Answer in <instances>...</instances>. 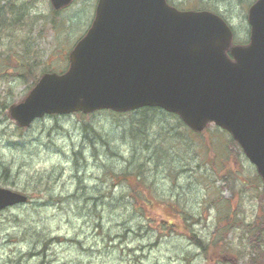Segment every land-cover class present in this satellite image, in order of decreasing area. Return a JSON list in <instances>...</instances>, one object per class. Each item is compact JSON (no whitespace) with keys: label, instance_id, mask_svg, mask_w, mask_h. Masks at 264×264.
<instances>
[{"label":"rangeland","instance_id":"rangeland-1","mask_svg":"<svg viewBox=\"0 0 264 264\" xmlns=\"http://www.w3.org/2000/svg\"><path fill=\"white\" fill-rule=\"evenodd\" d=\"M22 1L36 13L32 22L26 19L24 29L18 25L13 34L0 27V186L28 199L0 210V264H37L40 258L46 264H246L251 230L259 229L255 235L264 238V186L229 137L222 138L226 145L215 141L224 152L208 151L210 132L225 135L212 124L173 146V131L163 126L174 123L169 118L145 130L133 124V133L127 114L107 111L83 118L44 115L26 128L9 117L7 106L32 83L23 69L29 66L37 75L43 68H64L96 0H73L57 12L49 0ZM169 1L202 8L199 0ZM252 1L200 3L220 13L241 41L248 35L246 10ZM20 50L23 68L17 72L10 58ZM144 138L153 148L143 147ZM162 141L165 146L158 145ZM123 167L145 169L152 185L151 205L142 214L126 195L132 176L118 181L114 175ZM48 190L54 200L44 199Z\"/></svg>","mask_w":264,"mask_h":264},{"label":"water","instance_id":"water-1","mask_svg":"<svg viewBox=\"0 0 264 264\" xmlns=\"http://www.w3.org/2000/svg\"><path fill=\"white\" fill-rule=\"evenodd\" d=\"M70 1L50 3L58 9ZM247 23L248 42L232 44L230 27L209 10L97 0L68 68L43 73L8 113L26 127L46 113L158 106L195 131L210 122L226 129L264 182V0L248 7ZM26 200L0 186V209Z\"/></svg>","mask_w":264,"mask_h":264},{"label":"trees","instance_id":"trees-1","mask_svg":"<svg viewBox=\"0 0 264 264\" xmlns=\"http://www.w3.org/2000/svg\"><path fill=\"white\" fill-rule=\"evenodd\" d=\"M198 4H200L202 8H206V4L204 2L200 3V0H199ZM175 6H177L178 8H181L180 7L181 5L175 4ZM30 7L31 6H27V4L22 0L21 1H19V0H0V27L3 30L7 31L9 34H13L18 25H21V28L24 29L25 20L28 19L29 22L31 23L33 16H35V14H36L35 12H31ZM189 8H195V6L193 5V6H190ZM52 10H53V12L58 11V10H55L53 8H52ZM31 26L32 25H30L29 28H31ZM246 41H247V38L244 40H241V42H246ZM17 44L20 46V44H22V43L19 40V43H17ZM19 53L21 55L17 56L16 59L10 58V67L17 72H19L23 68V56L24 55L22 54L21 50ZM45 70H57V69L43 68L37 75H34V74H32L31 67L28 66V67H25L23 69L22 75H25V76L32 75L33 76L32 83H31V85H32L36 81L38 76ZM101 111H107L110 114H116V115L127 114L129 119H130L131 125H132V128L128 129V131H130L132 129L133 133H135V129L133 128V124H135L136 126H140V128L142 130L143 129L145 130L148 127L152 128V127L158 125V123H162L163 121H166V119L169 118L170 120H173L174 123L169 124L168 126H165V125H163V126H164V128L171 129L173 131V137L169 139L170 142L172 139H174L175 142H174L173 146H177V145L179 146L185 140H190V139L198 136L197 133H193L187 126L184 125V123L181 121V119L179 118L178 115L171 113V112H167V111L162 110L158 107H141L136 111H128V112H124V113H118V112H114L111 110H98L96 112H101ZM93 113H95V112H93ZM93 113H90V114H93ZM76 114L80 118H83L82 117L83 115H87V114H83L80 112H76ZM89 126L91 127L90 124H89ZM215 128L218 131H220V129L218 127H215ZM152 134H153V132H152ZM154 135H156L155 132H154ZM160 138H161V135L159 137H157L156 139H160ZM222 138L225 139L226 141L228 140L224 135H221L220 133L210 132V136H209V139L207 141L208 151L212 150V151L216 152L217 149H220L222 152H224L223 146L221 144L215 142V141H217V142H220V143H223L226 145V141L223 140ZM229 140L233 144H235L234 141H232L230 137H229ZM158 145L165 146L163 141L159 142ZM148 146L152 147V144L147 143L146 139H145V144L143 147L149 148ZM154 151L156 152V149H154ZM127 169H130V168L129 167H123L119 172H117L114 175L119 178L118 181H121V180L127 181V180H129V179H127V177L132 176L134 183L128 184V190H127L126 195L129 196V198L131 199V201L134 204H136V209L139 210L140 213L142 214V210L149 209V206L151 205V202H152L151 197L153 196L152 195L153 194V188H152L151 184L146 183V180H148V178L146 176L145 169H140L139 167H136L134 171H128ZM49 176H45V177L48 178ZM47 182L50 183L51 188H52V184H51L52 180H47ZM143 193H147L148 195H146V194L143 195ZM43 197H45L44 199H46V200H54V195L52 194V190H48L47 192H45L43 194ZM167 205H171V204H167ZM144 218H146V217H144ZM163 221H165V220H163ZM167 222H170V220H168ZM170 224L172 226H174L177 223H176V221L173 220L170 222ZM258 231H259V229L251 230V233H253V235L250 234V236H249L251 242L249 243L248 249H245V254H247L246 264H264V238L262 236H260L261 238H259L257 235H255ZM193 236H194V241L199 246L204 248L206 243L201 239V237L200 236L198 237L195 233H192V237ZM39 239H42V238H39ZM48 239L49 238L45 239L44 241L40 240L42 243V245H41V247H42L41 252L42 253L44 251L43 249L45 248V246L47 244H49L51 241V239L49 241H48ZM56 239L59 240L60 238L57 237ZM236 250L240 251L239 248H237ZM42 253H40L39 255L41 256ZM42 255L44 257V254H42ZM37 264H46V260L44 258H40V260Z\"/></svg>","mask_w":264,"mask_h":264}]
</instances>
